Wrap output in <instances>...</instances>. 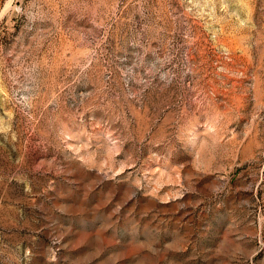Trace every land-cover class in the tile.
<instances>
[{"label":"rangeland","instance_id":"1","mask_svg":"<svg viewBox=\"0 0 264 264\" xmlns=\"http://www.w3.org/2000/svg\"><path fill=\"white\" fill-rule=\"evenodd\" d=\"M0 264H264V0H0Z\"/></svg>","mask_w":264,"mask_h":264}]
</instances>
